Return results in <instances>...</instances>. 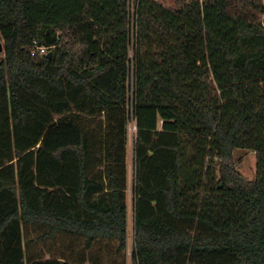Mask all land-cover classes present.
Listing matches in <instances>:
<instances>
[{
  "label": "trees",
  "instance_id": "obj_1",
  "mask_svg": "<svg viewBox=\"0 0 264 264\" xmlns=\"http://www.w3.org/2000/svg\"><path fill=\"white\" fill-rule=\"evenodd\" d=\"M128 1L0 0V264H128L131 76L132 264H264V3Z\"/></svg>",
  "mask_w": 264,
  "mask_h": 264
},
{
  "label": "built area",
  "instance_id": "obj_2",
  "mask_svg": "<svg viewBox=\"0 0 264 264\" xmlns=\"http://www.w3.org/2000/svg\"><path fill=\"white\" fill-rule=\"evenodd\" d=\"M128 9H129V17H130V37H131V46L129 51V57L130 59L133 58V47L132 44L134 42V35H135V24H134V18H135V10H136V1L135 0H129L128 1ZM36 49V48H35ZM37 49L39 51H43L46 49L43 46H37ZM132 66V65H131ZM131 89H130V105H129V119L127 124V130H128V144H127V184H126V200H127V241H126V259L128 264H132V255L133 250L135 247V229H134V218H135V185H136V179H135V165H134V153H133V145L134 140L136 136V122L133 117V111H132V90H133V80L131 76ZM132 142V163L133 167L131 166V173L129 174V165H128V145L129 142ZM131 176V178H130ZM129 205L131 206V213L129 215Z\"/></svg>",
  "mask_w": 264,
  "mask_h": 264
},
{
  "label": "rangeland",
  "instance_id": "obj_3",
  "mask_svg": "<svg viewBox=\"0 0 264 264\" xmlns=\"http://www.w3.org/2000/svg\"><path fill=\"white\" fill-rule=\"evenodd\" d=\"M261 1H262V3H264V0H261ZM253 12H255V11H253ZM256 14H257V17L259 19H262V15H260L257 12H256ZM46 51L47 50L44 49L43 51H39V52L45 53ZM131 146H132V142L130 141L129 145H128L129 174L132 171L131 166L133 165ZM232 161L236 165L237 169L243 174L244 177H246L249 180L254 179L256 161H255V155L252 151H247V150H243V149H236L233 152ZM130 178H131V176H130ZM130 213H131V206L129 205V215H130Z\"/></svg>",
  "mask_w": 264,
  "mask_h": 264
},
{
  "label": "water",
  "instance_id": "obj_4",
  "mask_svg": "<svg viewBox=\"0 0 264 264\" xmlns=\"http://www.w3.org/2000/svg\"><path fill=\"white\" fill-rule=\"evenodd\" d=\"M3 47L2 44L0 43V51H2ZM47 56L50 57V52L47 53Z\"/></svg>",
  "mask_w": 264,
  "mask_h": 264
}]
</instances>
